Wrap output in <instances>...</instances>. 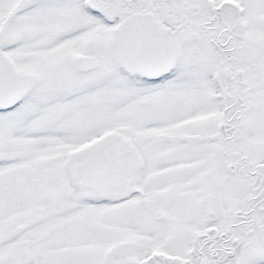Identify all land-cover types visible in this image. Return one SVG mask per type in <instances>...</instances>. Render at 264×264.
<instances>
[{"label":"snow or ice","instance_id":"obj_1","mask_svg":"<svg viewBox=\"0 0 264 264\" xmlns=\"http://www.w3.org/2000/svg\"><path fill=\"white\" fill-rule=\"evenodd\" d=\"M0 264H264V0H0Z\"/></svg>","mask_w":264,"mask_h":264}]
</instances>
